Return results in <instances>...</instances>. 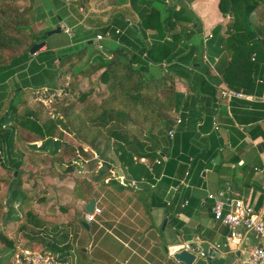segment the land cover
I'll use <instances>...</instances> for the list:
<instances>
[{
  "label": "trees",
  "instance_id": "1",
  "mask_svg": "<svg viewBox=\"0 0 264 264\" xmlns=\"http://www.w3.org/2000/svg\"><path fill=\"white\" fill-rule=\"evenodd\" d=\"M185 1L129 0L138 29L129 27L132 39L112 30L113 37L127 46L113 50L110 57L94 48L77 71L83 77L95 76L94 80L104 86L99 99L89 101L94 89L74 88L75 105L61 106L59 116L43 117L38 107L29 104V90L55 87L71 68L65 67L81 61L85 49L63 53L46 47L32 58L29 49L44 41L46 32L32 30L30 8L20 10L16 0H0V173L5 174L0 176V192L18 171L8 200L3 203L0 196V264H13V254L19 249L52 251L62 258L68 254V245L60 246L67 238V225L52 226L39 217L45 211L46 190L37 183L26 185L22 179L26 169L34 167L36 174L61 179L75 171L72 161L79 153L86 156L87 151H93L102 160L93 180L97 181L109 172L111 154L129 167L149 142L148 156H155V138L163 134L168 144L166 134L174 124L166 114L181 105L191 107L189 120L197 122L203 116L210 122L217 89L202 62L204 51L219 57L216 68L228 87L253 92L252 75L264 62V37L254 15L259 7L264 8V0H219V11L223 17H230L225 26L217 24L212 29L206 46L194 38L202 28L188 9L193 0ZM163 63L169 74L152 73V68L158 70ZM175 75L186 80V95L175 89ZM196 104L201 106L198 111L192 110ZM132 129L135 140L129 138ZM63 134H69L76 144L65 142ZM137 137L144 141H137ZM22 140L25 143L20 146ZM34 141L41 143L29 146ZM184 148L187 150V145ZM94 163L89 162L91 166ZM93 181L74 177V197L88 202Z\"/></svg>",
  "mask_w": 264,
  "mask_h": 264
},
{
  "label": "crops",
  "instance_id": "2",
  "mask_svg": "<svg viewBox=\"0 0 264 264\" xmlns=\"http://www.w3.org/2000/svg\"><path fill=\"white\" fill-rule=\"evenodd\" d=\"M218 2L193 0L187 4L189 11L201 23L202 31L194 38L204 46L212 36V29L217 24L225 26L230 17H223ZM16 4L19 9L30 8V16L34 13L41 19L40 23L48 24L41 29L47 31L61 27L58 33H46L45 45L38 52L48 47L55 52L72 53L75 52L73 48L84 43L97 49L101 45L103 53L110 57L113 50L127 46L113 37L112 30L116 35L126 34L132 39L129 27L136 25L134 21L137 19L130 9L129 0H17ZM123 14L125 18H122ZM254 19L264 37L263 7L257 9ZM63 25L74 32L72 37L64 32ZM104 28L107 29L103 33L101 30ZM106 32L109 37L96 39V35ZM147 33L150 36L152 31ZM63 34L68 40L61 39ZM107 40H111L109 48L104 44ZM37 53L31 54L32 58ZM218 59V56L206 51L202 55L203 64L209 68L211 84L217 89L210 122L203 116L197 122L189 120L191 107L184 109L181 105L166 114L174 123L171 127L173 133L166 134L168 144L163 140V134L155 138V156H148L149 142L143 146L142 156L134 157L129 167L111 154L109 172L93 181L102 160L97 153L87 151L86 156L79 153L72 161L75 165L72 174L61 179L44 176L41 188L46 190L45 211L40 212L39 217L52 226L67 225V238L60 246L68 245L66 258L70 264H182L173 258L172 252L186 243L198 249L196 255L200 252L209 254L211 264H227L232 257L238 262L243 257L240 252L236 256L238 251L228 252L223 246L228 229L214 218V201L209 195L224 192L223 196L247 199L256 209L263 202L264 80L261 79L264 62L252 75L255 84L253 92L246 93L231 89L222 80L216 68ZM54 62L57 67L59 62ZM73 65L65 68H72ZM159 68H152V73L169 74L165 63ZM77 80L85 84L83 81L88 79L79 75ZM173 84L184 95L189 92L184 78L175 75ZM223 90L240 92L243 96L222 97ZM199 107L196 104L192 110L198 111ZM179 116L182 121L177 124L175 119ZM183 123L186 124L181 125ZM129 133V138L135 140V131L132 129ZM61 138L76 144L69 134H63ZM137 138L141 143L144 141L141 137ZM186 145L187 150L184 148ZM160 155L166 156L167 161L154 163ZM142 157L147 159L146 163L139 160ZM67 158L66 161H70ZM94 160L96 163L91 166L89 162ZM187 171L189 175L185 182ZM79 176L93 181L90 200L94 199L95 206L101 210L95 221L86 222L87 227L82 222L85 205L90 200L86 202L73 195L74 177ZM227 187L229 191H226ZM170 189H173V195L168 201L166 198Z\"/></svg>",
  "mask_w": 264,
  "mask_h": 264
},
{
  "label": "built area",
  "instance_id": "3",
  "mask_svg": "<svg viewBox=\"0 0 264 264\" xmlns=\"http://www.w3.org/2000/svg\"><path fill=\"white\" fill-rule=\"evenodd\" d=\"M64 32L73 36L71 29L66 25L62 26ZM69 32V33H68ZM109 37L110 34L106 32L105 34L96 35V39L100 40L103 37ZM211 36V35H210ZM209 36V37H210ZM98 48H102L101 45H98ZM206 58V55H204ZM69 77V76H68ZM67 77V79H69ZM66 79V80H67ZM69 85V80L66 82V86ZM43 92H46V95L41 102L47 105L49 102H52L55 97L62 96L66 94L65 87H61L58 84V87H43ZM222 97H242L243 95L240 92L232 90H223L221 91ZM182 118L179 116L175 119V122L181 123ZM173 133V130L169 131V135ZM167 157L164 155L158 156L154 159V163L161 164L167 161ZM141 162L146 163V158H140ZM189 172L185 174V182ZM183 180V183H185ZM229 191V187L227 190ZM224 195V192L220 194H210L209 198L212 199L213 206L212 212L214 218L219 221L228 229V236L224 243V247L228 252H240L243 257L239 259L236 264H264V199L259 208H255L247 199L240 197H227ZM101 212L100 208L94 207L92 212L84 211L83 221L89 223L96 220L97 215ZM186 249L191 248L190 243H186L184 246ZM219 247V246H217ZM200 256H207L205 252H200ZM15 264H70V261L67 258H62L59 254H53L50 251H40V250H30L22 249L15 256Z\"/></svg>",
  "mask_w": 264,
  "mask_h": 264
},
{
  "label": "rangeland",
  "instance_id": "4",
  "mask_svg": "<svg viewBox=\"0 0 264 264\" xmlns=\"http://www.w3.org/2000/svg\"><path fill=\"white\" fill-rule=\"evenodd\" d=\"M17 2V0H16ZM25 4V3H24ZM23 4V5H24ZM44 5H46L47 3L43 2ZM17 5V4H16ZM25 9V8H23ZM23 9H20V10H23ZM31 19H32V29L35 31V32H39V30L41 32H46L48 33L50 30H45V28L41 29L42 26H44L45 24L48 25L46 22L44 23H40V20L39 18L35 17L34 16V13L32 15L31 13ZM51 19V18H50ZM53 20V19H52ZM64 29V28H63ZM65 31V30H64ZM69 33V32H68ZM72 34H74L73 31H71ZM70 37V36H69ZM72 37V36H71ZM61 39H64V40H68L67 36H65L63 34V36H61ZM111 42V40H107L104 42L105 45H107V48L108 47V44ZM86 44H79L76 48H73L72 50L73 51H77V50H81V49H85V54L83 55L81 61L79 62H75L74 63V67L72 68H69V71L67 72V74L65 75V77L61 78L56 86L58 87V84L59 86L61 87H65L66 89V94L62 95V96H59V97H55V99L52 100V102H49L47 105L43 104L41 102V99L44 98V96L46 95V92H43V88H40V89H31L29 91V99H30V103L31 105L35 106V107H38L40 109V111H42V115L43 117L45 116H59L61 114V106H65V105H70V104H76L77 103V100L75 99V93L73 92L74 88L75 89H83V90H86V89H94L92 95L89 97V101H94L96 99H99V93L102 92L104 90V86H100L98 81L97 80H94L95 76L94 77H90V78H87L88 80L87 81H83L85 84H82L81 81L82 80H77L79 75H77V71L78 69L83 66L85 60L88 58V56L91 54V52L94 50V45L90 44L88 45L89 47L88 48H84ZM113 46V45H111ZM110 46V48H111ZM100 49V48H98ZM81 62V63H80ZM81 64V66L79 65ZM69 76V77H68ZM67 77L69 79H67ZM67 79V80H66ZM69 80V85L66 86V82ZM91 83V84H90ZM80 87H83V88H80ZM75 91V90H74ZM64 99H66V102L65 103H68V104H65L64 103ZM49 114V115H48ZM26 138V137H25ZM25 143L24 140H22V142H20V146H23V144ZM33 143H36L37 146L40 145V141H34ZM65 165V164H64ZM63 167L59 168V169H62ZM29 169V168H28ZM26 169V175L23 176V181L28 184L29 186H32L34 183H37L39 185V187H41V185H43L44 181H42L43 179L45 180L44 178V175H39V174H36L34 172H32L34 169L32 170H28ZM36 174V175H35ZM0 176H5V174L3 172L0 173ZM25 179V180H24ZM41 181V182H40ZM43 182V183H42ZM28 186V187H29ZM7 189L8 187L4 186L2 187V190L0 192V196H1V199L3 198V203H4V198H5V195L7 193ZM12 225L10 224L8 226V229H7V232L10 231ZM0 228H2V222H1V219H0ZM40 246L37 245V248H39ZM41 248V247H40ZM20 250L22 249H19L17 250L14 254H13V257H12V263L15 264V256L16 254H18L20 252ZM35 250H38V249H35Z\"/></svg>",
  "mask_w": 264,
  "mask_h": 264
},
{
  "label": "water",
  "instance_id": "5",
  "mask_svg": "<svg viewBox=\"0 0 264 264\" xmlns=\"http://www.w3.org/2000/svg\"><path fill=\"white\" fill-rule=\"evenodd\" d=\"M132 27L134 29H138L135 24H133ZM60 31H61V27H56L55 29L50 30L47 34L58 33ZM44 45H45V41L35 43L29 49V53L30 54L37 53ZM167 138L169 140L171 139L170 136H168ZM29 146L36 147L37 144L36 143H30ZM107 166H108V168H111L110 164H108ZM115 172H117V170H115ZM17 176H18V171H14L13 178L9 182V185H8L7 193H6L5 198H4V203L8 200V198L10 196V192L12 191L13 186L17 180ZM172 195H173V189H170V191L167 193L166 199L169 201ZM94 207H95V201H94V199H91L85 205V211L92 212ZM82 223H83V225H85L87 227V223L85 221H83ZM165 224H166V221H164V225ZM197 251H198V249L195 246H191L190 249H186L185 247L182 246V247H178L177 249H175L172 252V256L176 261H178L182 264H211L209 254H207V256L203 257L200 255H196ZM236 256H239V252L236 253ZM227 264H236L235 258L234 257L230 258Z\"/></svg>",
  "mask_w": 264,
  "mask_h": 264
}]
</instances>
